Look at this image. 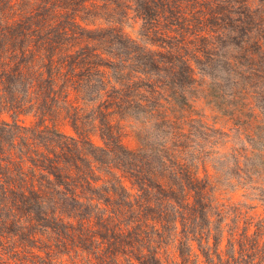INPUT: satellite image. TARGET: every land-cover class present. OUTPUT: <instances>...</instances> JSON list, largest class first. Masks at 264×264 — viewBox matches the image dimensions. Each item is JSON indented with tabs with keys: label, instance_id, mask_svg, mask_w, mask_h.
<instances>
[{
	"label": "trees",
	"instance_id": "trees-1",
	"mask_svg": "<svg viewBox=\"0 0 264 264\" xmlns=\"http://www.w3.org/2000/svg\"><path fill=\"white\" fill-rule=\"evenodd\" d=\"M0 264H264V0H0Z\"/></svg>",
	"mask_w": 264,
	"mask_h": 264
},
{
	"label": "rangeland",
	"instance_id": "rangeland-1",
	"mask_svg": "<svg viewBox=\"0 0 264 264\" xmlns=\"http://www.w3.org/2000/svg\"><path fill=\"white\" fill-rule=\"evenodd\" d=\"M128 32H130V30H128ZM197 110L199 111V113L204 116V119L206 121H208L209 123H216L217 127H223L225 130L231 128V124L227 123L225 119H221L218 117V115L211 109L210 106L207 105V103L204 101H201L199 103H197L196 106ZM26 123H29V120L26 121ZM61 131L67 135H71L72 132L70 131V129L67 126H62L61 127ZM91 141L95 144V145H100V141L98 139L97 136H91ZM123 144L129 148V149H133L136 146V142L134 140V138L132 137V135L127 134L124 138H123ZM225 198L231 197V194L228 193V195H224ZM233 199L235 201L240 200L239 197V193L235 194L233 196ZM258 212H261V210L259 209Z\"/></svg>",
	"mask_w": 264,
	"mask_h": 264
}]
</instances>
